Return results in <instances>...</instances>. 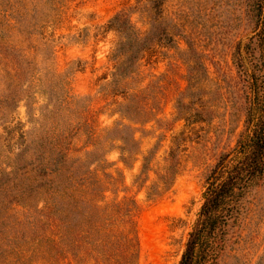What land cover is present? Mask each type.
I'll return each mask as SVG.
<instances>
[{
	"label": "rangeland",
	"instance_id": "obj_1",
	"mask_svg": "<svg viewBox=\"0 0 264 264\" xmlns=\"http://www.w3.org/2000/svg\"><path fill=\"white\" fill-rule=\"evenodd\" d=\"M249 1L0 0V264H95L79 216L60 241L20 184L73 163L103 183L99 206L138 209V257L118 245L103 264H180L207 179L245 131L235 54L255 35ZM118 16L143 52L116 55ZM213 264H264V178Z\"/></svg>",
	"mask_w": 264,
	"mask_h": 264
},
{
	"label": "trees",
	"instance_id": "obj_2",
	"mask_svg": "<svg viewBox=\"0 0 264 264\" xmlns=\"http://www.w3.org/2000/svg\"><path fill=\"white\" fill-rule=\"evenodd\" d=\"M248 14L255 24V35L244 48L239 44L235 54L238 74L246 80L250 91L245 131L234 152L223 156L207 179L203 204L189 234L180 264H213L220 236L236 219L251 191L264 178V0H250ZM115 21H118V34L121 38L116 55L130 58L135 53L128 52L127 55V50H133L136 42L125 28L127 21L119 16ZM138 47L137 53L144 51V47ZM84 166L81 163H73L71 166L65 164L44 178L38 179L35 176L31 185H22L25 179L19 178V170L6 179L15 175V181L20 179L21 187H37L45 199V218L57 229L60 241L69 240L72 219L78 215L81 224L78 233H81L80 237H87L89 246L92 245L91 251L85 254L95 264H103L100 259L110 257L109 254L118 255V245L125 258L132 255L138 257L135 223L138 209L130 208L127 203L118 205L116 201L104 207L99 206L98 203L105 200L104 185L101 181L91 186L85 183L80 175ZM48 170L46 168L47 173ZM87 173L90 174L89 171ZM29 175L27 173L25 176ZM2 181L0 178V186ZM124 207L129 211H124ZM66 249L71 250L69 247Z\"/></svg>",
	"mask_w": 264,
	"mask_h": 264
}]
</instances>
